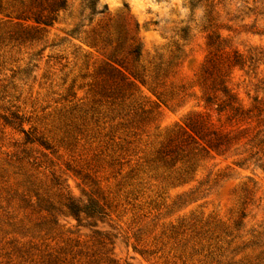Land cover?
Listing matches in <instances>:
<instances>
[{
    "label": "rangeland",
    "instance_id": "1",
    "mask_svg": "<svg viewBox=\"0 0 264 264\" xmlns=\"http://www.w3.org/2000/svg\"><path fill=\"white\" fill-rule=\"evenodd\" d=\"M93 1L0 0V264H264L263 128L188 129L264 103V0Z\"/></svg>",
    "mask_w": 264,
    "mask_h": 264
},
{
    "label": "trees",
    "instance_id": "2",
    "mask_svg": "<svg viewBox=\"0 0 264 264\" xmlns=\"http://www.w3.org/2000/svg\"><path fill=\"white\" fill-rule=\"evenodd\" d=\"M64 6V2L60 3V7ZM95 3L93 0H88L87 8L93 13L95 11ZM106 7L104 6L105 10ZM40 23V22H37ZM43 25H49L47 22H43ZM223 42L217 35H210L208 37V47L211 49L210 62H215L221 55L220 51L223 49ZM249 60L251 59L248 57ZM228 66L243 68L247 61V57H244L237 52H234L232 58L228 61ZM217 94L214 96H208L205 100L208 112H215L217 115V123L219 124L216 128L213 122L210 120L209 115L200 117L196 120L191 121L188 124V129L197 137L204 139L210 136L213 137V144L215 147L222 145L223 135L218 130L224 128L225 125L230 127H240L243 125H249L254 122L257 127H262V131H259V136L255 137L250 141L252 147L261 149V156L255 160L254 166L260 169L264 173V103L255 101L254 105L250 108H243L236 101V98L229 91L223 79H219L217 82ZM224 116V121L221 118ZM211 141V140H210ZM257 155V153L255 154ZM72 213V208H70Z\"/></svg>",
    "mask_w": 264,
    "mask_h": 264
}]
</instances>
